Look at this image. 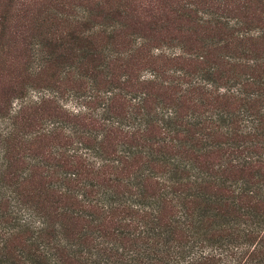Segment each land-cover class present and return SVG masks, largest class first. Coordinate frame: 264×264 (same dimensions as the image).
I'll return each mask as SVG.
<instances>
[{"label": "trees", "instance_id": "obj_1", "mask_svg": "<svg viewBox=\"0 0 264 264\" xmlns=\"http://www.w3.org/2000/svg\"><path fill=\"white\" fill-rule=\"evenodd\" d=\"M263 3L58 11L75 61L38 46L45 94L0 114V264H264Z\"/></svg>", "mask_w": 264, "mask_h": 264}, {"label": "rangeland", "instance_id": "obj_2", "mask_svg": "<svg viewBox=\"0 0 264 264\" xmlns=\"http://www.w3.org/2000/svg\"><path fill=\"white\" fill-rule=\"evenodd\" d=\"M177 1L180 4H197L201 1L203 9L213 6L216 1H226L236 7L242 4V0H0V114L6 108L9 114H14L21 106H24L23 104L38 101L45 94L44 90L47 89V82L51 81L50 75H53V72L48 71L39 79L37 78L36 67L39 61L36 56L41 48L50 51L53 57H63L67 64L75 61L73 58L78 54L76 46L80 43L77 36L83 33L79 34L80 29L73 19L68 16L60 19L56 15L58 11L67 10L71 5L81 3L94 4L92 8L103 7V10L110 5L114 9L127 8L133 17L132 21L142 20L143 30H145L151 16L158 15L164 18L166 15L163 14V9L169 5H173L171 9L175 8L174 4ZM262 5L264 6V3ZM235 15L238 16V14ZM94 22H98V19ZM186 24L185 19L180 21L175 17L173 22L165 23L162 35L173 36L177 41L183 40L186 43V39L194 38V32L186 31L188 29V26H184ZM91 41L105 47L101 43V36L97 38L92 36ZM54 76H57V73ZM36 83L40 87L35 88L33 84ZM26 86L28 88H24ZM19 91L24 92V94L19 93L20 97H18ZM62 104L73 113L81 109L80 104L68 100L63 99ZM3 127L0 125V134Z\"/></svg>", "mask_w": 264, "mask_h": 264}]
</instances>
